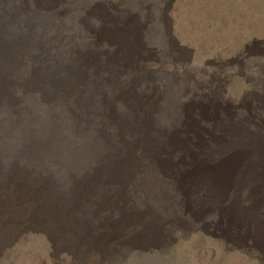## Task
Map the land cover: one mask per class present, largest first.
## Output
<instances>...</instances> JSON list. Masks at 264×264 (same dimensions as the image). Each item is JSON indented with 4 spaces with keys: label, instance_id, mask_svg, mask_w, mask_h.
<instances>
[{
    "label": "rangeland",
    "instance_id": "1",
    "mask_svg": "<svg viewBox=\"0 0 264 264\" xmlns=\"http://www.w3.org/2000/svg\"><path fill=\"white\" fill-rule=\"evenodd\" d=\"M0 264H264V0H0Z\"/></svg>",
    "mask_w": 264,
    "mask_h": 264
},
{
    "label": "bare ground",
    "instance_id": "2",
    "mask_svg": "<svg viewBox=\"0 0 264 264\" xmlns=\"http://www.w3.org/2000/svg\"><path fill=\"white\" fill-rule=\"evenodd\" d=\"M165 16H166V18H167V16H168V14L165 12ZM168 22H169V24L171 23V20L170 19H168ZM171 28V29H170ZM170 30L172 31V27H171V25H170ZM171 35H172V33H170ZM123 47H124V45H123ZM258 148V149H257ZM256 148V146H251L250 148H248V149H242V151H245V152H248V154H249V156L250 157H252V159L254 160V161H257V160H259L260 159V156L258 155V151L259 150H261V147L260 146H258ZM231 175H232V172H231ZM217 177L219 178V179H221V180H226V176L225 175H218L217 174Z\"/></svg>",
    "mask_w": 264,
    "mask_h": 264
}]
</instances>
